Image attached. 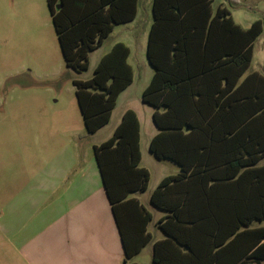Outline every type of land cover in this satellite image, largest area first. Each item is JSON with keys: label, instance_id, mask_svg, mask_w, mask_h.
<instances>
[{"label": "trees", "instance_id": "obj_1", "mask_svg": "<svg viewBox=\"0 0 264 264\" xmlns=\"http://www.w3.org/2000/svg\"><path fill=\"white\" fill-rule=\"evenodd\" d=\"M138 0H47L68 67L81 72L89 53L118 24L133 20ZM213 0H154L147 58L154 74L142 100L154 108L158 132L149 150L180 171L164 177L151 202L167 212L166 238L152 264H264V75L247 70L258 19L248 28ZM129 47L117 42L88 80L75 79L87 133L106 125L133 81ZM95 157L125 250L131 259L151 240V214L132 192L147 189L140 166V124L124 112Z\"/></svg>", "mask_w": 264, "mask_h": 264}, {"label": "crops", "instance_id": "obj_2", "mask_svg": "<svg viewBox=\"0 0 264 264\" xmlns=\"http://www.w3.org/2000/svg\"><path fill=\"white\" fill-rule=\"evenodd\" d=\"M153 1L138 0L135 18L116 25L109 35L114 33L117 26L133 29L126 36L127 40L115 41L108 50L117 42L125 43L130 49L128 62L133 70V81L118 97L117 101H127L121 117L112 123L114 108L109 122L91 134L95 139L88 149H92L93 154L88 149H79V145L67 142L50 159H45V164L35 173L26 169V174L30 173L27 180L12 186L15 192L0 209V264H152L155 243L167 237L159 226V221L167 212L153 205L151 194L164 177L180 171L172 160L157 158L149 150L150 140L158 132L153 122L154 108L148 107L150 105L142 100L143 91L154 74L147 58ZM219 6L226 7L222 3ZM107 52L101 54L100 59ZM132 56H135L138 67H145L140 86L136 89L137 66L131 63ZM128 109L136 112L140 124V166L150 173L147 189L132 192L128 198L137 199L151 214L147 226L151 240L138 254L125 260L123 242L103 184L94 146L112 136ZM137 109L145 113V125L149 132L145 139L142 135L143 120ZM149 156H154L158 161H169L176 167L167 172L168 169L160 165L156 167L153 177L151 169L143 165L145 158H151Z\"/></svg>", "mask_w": 264, "mask_h": 264}, {"label": "rangeland", "instance_id": "obj_3", "mask_svg": "<svg viewBox=\"0 0 264 264\" xmlns=\"http://www.w3.org/2000/svg\"><path fill=\"white\" fill-rule=\"evenodd\" d=\"M221 3L244 28L258 19L264 27V0H214L213 8ZM131 31L117 26L99 48L89 53L87 69L77 72L65 62L47 0H0V209L15 192L12 186L28 179L26 169L35 173L67 142L86 150L92 145L95 138L87 133L73 81L90 79L101 54L115 41L127 40ZM134 57L130 61L137 66L136 89L145 67H138ZM253 71L264 74V29L254 42L247 73ZM126 104L124 99L117 101L112 123L121 117ZM137 110L145 139L149 133L145 113ZM88 151L93 154L92 149ZM149 157L143 165L151 169L153 177L160 165L167 172L176 167ZM262 225L264 220L253 223Z\"/></svg>", "mask_w": 264, "mask_h": 264}]
</instances>
